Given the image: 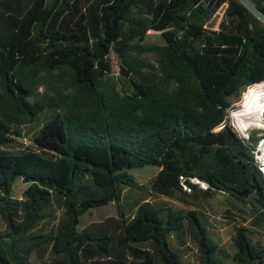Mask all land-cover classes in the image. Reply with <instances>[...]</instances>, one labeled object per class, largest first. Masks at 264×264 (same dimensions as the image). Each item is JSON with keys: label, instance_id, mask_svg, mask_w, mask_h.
Returning <instances> with one entry per match:
<instances>
[{"label": "trees", "instance_id": "1", "mask_svg": "<svg viewBox=\"0 0 264 264\" xmlns=\"http://www.w3.org/2000/svg\"><path fill=\"white\" fill-rule=\"evenodd\" d=\"M148 29L162 41H144ZM262 81L264 0H0V264H181L171 235L194 242L199 264H218L203 199L229 193L264 228L251 198L264 196L251 154L257 129L243 138L222 121ZM44 108L54 115L24 144V125ZM146 164L155 170L144 186L130 168ZM126 187L154 197L124 201ZM109 201L116 215L77 226ZM248 229L231 222L232 258L264 264Z\"/></svg>", "mask_w": 264, "mask_h": 264}, {"label": "rangeland", "instance_id": "2", "mask_svg": "<svg viewBox=\"0 0 264 264\" xmlns=\"http://www.w3.org/2000/svg\"><path fill=\"white\" fill-rule=\"evenodd\" d=\"M225 6V2H222L219 7H217L214 12V16L210 19L208 23L212 28H216L217 22L220 19L223 8ZM146 42H161L162 39L160 37V30L148 29L146 30V34L143 38ZM110 57L112 61V68L116 70L117 57L116 54L111 51ZM262 82L255 83L253 85L244 87L240 92V97L237 100H232L230 102V106L226 109V113L224 116L223 122H226L231 125L235 123L236 115L240 113L242 108H247L251 104V99L257 94L260 88L264 85ZM263 83V84H262ZM116 87L121 92H129L131 90V84L129 80L122 77H117ZM260 87V88H259ZM259 88V89H256ZM54 115V110L52 108H44L39 111L36 117L23 127V136L21 140L23 143L30 142V137L32 133H35L37 129L41 126V124ZM219 125L216 126L219 127ZM257 129L256 134L259 135L264 128L259 127H248L246 132L250 129ZM150 165L136 166L130 168V173H132L135 178L138 180V183L144 186H147L149 183V179L152 176V173L155 170V167H149ZM25 187V183L21 179H16L12 184V193L14 196H19L21 194L22 189ZM146 198H152V195H146L143 193L141 188H124L122 192V200L129 201L132 198H138L141 196ZM158 198L172 200L176 204L185 205L179 201L174 199H170L167 197L159 196ZM199 210L203 213L200 215L202 223L205 225L209 237L217 244V247L212 255L214 260L218 264H238L233 258L232 253L235 250V246L231 239V222L233 219L243 223L248 226V230L246 231V235L249 241L253 244L264 246V228L262 226L261 221L256 217L251 222L248 221L249 207L243 201L237 200L235 197L230 195L229 193L216 191L212 193L210 196L203 199L199 205ZM224 208H228L230 211V215L224 211ZM56 215L59 213L58 206L55 205ZM117 207L114 201H109L104 204H99L95 206L89 207L87 210L83 211L78 216V227L85 225L90 221L101 220L103 217L107 215H116ZM244 219H242L243 217ZM55 219L48 221L46 223V227L54 225ZM4 227V222L0 217V229ZM171 239L173 245L176 248L178 258L181 264H199L198 259L196 257L195 245L194 242L189 239L187 236H183L181 238H176L171 235ZM49 256L46 253L43 256V259H47ZM31 260H38L33 254L31 255Z\"/></svg>", "mask_w": 264, "mask_h": 264}, {"label": "bare ground", "instance_id": "3", "mask_svg": "<svg viewBox=\"0 0 264 264\" xmlns=\"http://www.w3.org/2000/svg\"><path fill=\"white\" fill-rule=\"evenodd\" d=\"M260 88V87H259ZM256 88V89H259ZM264 85L257 94L251 99V104L247 108H242L236 115L235 127L246 129L248 127L264 128Z\"/></svg>", "mask_w": 264, "mask_h": 264}, {"label": "built area", "instance_id": "4", "mask_svg": "<svg viewBox=\"0 0 264 264\" xmlns=\"http://www.w3.org/2000/svg\"><path fill=\"white\" fill-rule=\"evenodd\" d=\"M228 124V123H227ZM240 137L247 138L248 132H246V129H239L235 127V125L231 122V125L228 124ZM251 154L253 162L257 168V170L260 172L263 180H264V134H259L258 139L255 141L253 147L251 148ZM185 178L183 175H179V183L181 184V187L184 190H189V185L186 183ZM189 182L196 183L199 187L205 188L206 183L202 180H199L195 176L187 177Z\"/></svg>", "mask_w": 264, "mask_h": 264}, {"label": "water", "instance_id": "5", "mask_svg": "<svg viewBox=\"0 0 264 264\" xmlns=\"http://www.w3.org/2000/svg\"><path fill=\"white\" fill-rule=\"evenodd\" d=\"M262 116L264 117V113L262 114ZM251 198L254 203L257 204L262 211H264V196L258 191H254Z\"/></svg>", "mask_w": 264, "mask_h": 264}, {"label": "crops", "instance_id": "6", "mask_svg": "<svg viewBox=\"0 0 264 264\" xmlns=\"http://www.w3.org/2000/svg\"><path fill=\"white\" fill-rule=\"evenodd\" d=\"M247 206L249 207V205H247ZM248 209H249V213H250V214L248 215V220H249V217H251V215H252L253 213H252V211H250V208H248ZM227 210H228V208H224V211L227 212V214L230 215V214H231L230 211H229V210L227 211Z\"/></svg>", "mask_w": 264, "mask_h": 264}]
</instances>
